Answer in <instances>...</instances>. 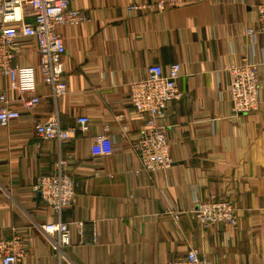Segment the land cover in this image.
Here are the masks:
<instances>
[{
    "label": "crops",
    "instance_id": "1",
    "mask_svg": "<svg viewBox=\"0 0 264 264\" xmlns=\"http://www.w3.org/2000/svg\"><path fill=\"white\" fill-rule=\"evenodd\" d=\"M147 1L69 0L88 17L58 28L69 93L53 103L49 88L38 84L41 104L26 111L6 91L20 116L0 127V241H24L18 264H167L191 248L211 264H264V35L246 32L256 26L261 0H177L163 9H130ZM13 52V65H37L33 38H17ZM244 57L258 65L261 105L234 115L222 67ZM175 63L181 95L161 120L174 163L147 173L132 151L144 123L127 84L149 65L167 73ZM6 84L0 73V88ZM54 111L65 129L88 116V132L60 146L40 140L34 126ZM105 125L109 139L97 146L94 137ZM59 156L76 187L72 203L57 214L32 187L38 175L53 172ZM210 196L232 203L235 226L196 222L195 200ZM170 211L179 213L178 221ZM58 220L70 225L60 260L42 230ZM77 221L93 225L84 242ZM93 233L96 243H90Z\"/></svg>",
    "mask_w": 264,
    "mask_h": 264
},
{
    "label": "built area",
    "instance_id": "2",
    "mask_svg": "<svg viewBox=\"0 0 264 264\" xmlns=\"http://www.w3.org/2000/svg\"><path fill=\"white\" fill-rule=\"evenodd\" d=\"M177 0H161L156 3L148 0L136 8L163 9ZM256 26L248 28L250 35H264V0L256 6ZM31 18L27 22L25 17ZM88 21L83 10L73 9L69 0H0V73L6 77V90L0 88V127H6L20 116V112L8 98L6 91L19 96L17 103L26 111H32L41 104V95L35 93L38 84L48 87L53 103L59 97L69 93L67 81L64 80L63 56L64 40L59 32L60 26L75 25ZM19 37L33 38L38 56L37 65L20 66L11 63L14 52L13 45ZM227 76L225 92L231 102L234 115L256 112L261 105L262 84L258 65L250 58L244 57L239 62H232L222 67ZM180 66L172 64L166 73L158 64L149 65L144 75L127 84L129 101L138 119L144 123L139 135L132 142V151L137 155L141 169L147 173L168 170L173 166L170 155V142L161 120L167 115L169 102L180 97L177 79ZM89 117L80 115L76 124L68 129L62 127L59 113L54 111L44 122L34 126L35 135L42 141H55L58 145L68 141L73 134H86L89 130ZM108 126L94 137L96 145H102L109 139ZM123 134L128 131L123 127ZM66 160L59 156L55 168L50 174L38 175L32 189L36 195L57 214L72 203L76 182L65 172ZM194 218L201 226L225 224L236 225L235 209L225 199L210 196L205 201L195 200L192 206ZM175 221L179 220L177 211H170ZM81 240L84 242L85 228L91 223L74 222ZM86 225V226H85ZM93 226V225H92ZM47 239L57 258L61 259L63 249L70 245V225L58 220L42 226ZM90 243H96V234H91ZM81 241V242H82ZM24 241L18 237L0 241V257L2 264H18L24 255ZM167 264H211L199 256L197 249H189L184 256H179Z\"/></svg>",
    "mask_w": 264,
    "mask_h": 264
}]
</instances>
